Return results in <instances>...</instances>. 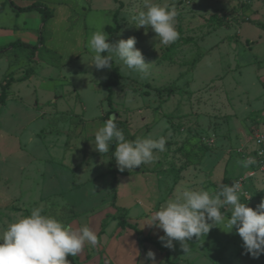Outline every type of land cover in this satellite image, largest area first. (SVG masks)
Returning a JSON list of instances; mask_svg holds the SVG:
<instances>
[{
	"label": "rangeland",
	"instance_id": "374dc122",
	"mask_svg": "<svg viewBox=\"0 0 264 264\" xmlns=\"http://www.w3.org/2000/svg\"><path fill=\"white\" fill-rule=\"evenodd\" d=\"M33 2L52 12L49 42L33 55L15 48L0 56V93L8 79L15 80L0 105V232L42 206V214L73 228L87 224L98 235L105 216L118 207L126 210V222L168 253L170 264H264V255L242 254L241 238L227 227L228 206L221 209L223 222L187 241L188 252L179 242L172 250L162 247V230L153 236L155 228L145 225L178 189L215 193L242 179L248 195L239 194L241 203L255 210L264 200V173L251 140L264 121V0H153L175 5L179 13V39L167 46H156L151 28L145 34L135 27L132 16L143 0ZM29 15L30 27L40 22L38 11ZM106 26L118 29L110 42L135 37L145 62L152 63L142 79L113 59L122 78L110 106L104 84L111 68L91 66L88 47L92 34ZM30 71L29 79L17 81ZM256 104L260 109L251 112ZM110 115L127 140L165 137V151L120 172L115 144L108 153L94 150L95 131ZM249 158L254 162L247 168L238 163ZM127 232L108 219L99 244H86L78 256L67 257L69 264H104L106 257L112 264H140L153 248H134L131 237L122 245ZM156 264H166L165 254Z\"/></svg>",
	"mask_w": 264,
	"mask_h": 264
},
{
	"label": "clouds",
	"instance_id": "9594fccd",
	"mask_svg": "<svg viewBox=\"0 0 264 264\" xmlns=\"http://www.w3.org/2000/svg\"><path fill=\"white\" fill-rule=\"evenodd\" d=\"M178 15L175 5L143 0V9L133 15L132 20L137 29H145V34L151 28L156 34V46H167L179 39L176 29ZM136 44L135 37L113 43L105 32L96 31L88 41V47L94 53L89 63L96 70L109 69L115 58L125 69L139 74L142 79L147 78L152 63L145 62ZM116 121L117 116L110 115L95 131L94 150L100 154L108 153L114 143L113 158L120 172L151 163L157 158L156 152L165 151V137H137L130 141L117 127ZM253 162L251 158L238 161L245 168ZM240 188V184L234 182L232 186H220L215 193L178 189L173 198L152 213L145 225L162 230L163 235L157 234L162 247L172 250L174 242H179L182 249L188 252L187 241L193 237L199 239L223 222L225 217L221 209L228 206L231 215L227 219V227L231 231L235 228L241 238L242 254L258 259L264 255V200L254 210L247 203L240 202ZM42 213V206L33 208L29 215L15 220L0 232V264H69L68 256H78L86 244L93 248L99 244L97 234L87 224L73 228L55 216ZM148 262L156 264L152 250L146 253L140 264ZM104 264H112V259L106 257Z\"/></svg>",
	"mask_w": 264,
	"mask_h": 264
},
{
	"label": "trees",
	"instance_id": "16d2710c",
	"mask_svg": "<svg viewBox=\"0 0 264 264\" xmlns=\"http://www.w3.org/2000/svg\"><path fill=\"white\" fill-rule=\"evenodd\" d=\"M5 3L9 6V8L15 12L16 14H21V13H25V12H29V11H33L36 10L39 12V14L41 15V20H40V27H39V31H38V42L37 45L33 46V47H29L26 46L22 43L16 42L14 44L5 46V47H1L0 48V56L12 52L15 48H23V49H27L30 52V55L35 54V52L37 51L38 48L42 47L45 42H46V37H47V30H46V25L47 22L49 21V19L52 17V12L51 10L42 5V4H32L28 7H24V8H20L17 7L13 1L11 0H5ZM115 21V17L113 18V22ZM107 36L110 38L112 37V35L116 34L118 29L113 28L111 26H106L104 27L103 30ZM106 55V53H105ZM111 73H112V77L104 84L105 88L108 91V95L106 97V100L108 102V106L111 105V97H112V88L119 86L120 84V80H121V75L119 73V69L118 67H115L112 64L111 67ZM32 73L30 71V73H26L24 78H20L17 79L18 82H22L24 80H27L31 77ZM15 80L13 79H8L2 86L1 88V93H0V105H4L5 104V98H6V91L9 89L10 85L14 82ZM145 95H147V93H145ZM114 144V143H113ZM113 145L111 147V150L113 149ZM113 158H110V162H109V166H108V170L109 173L112 175V185L115 184V171L112 169V160ZM112 192L114 193L115 190L112 187ZM114 197V196H113ZM116 210V214L115 215H106L105 218L103 219V221L101 222L100 225V232L98 233V237L100 236V234L102 233V229L104 228V225L106 223V221L108 219H116L117 220V227L120 228L121 230H130L132 231L135 236H136V242H137V246L139 249H142L144 244H150L153 247H155L158 252H160L161 254H165V262L166 264H170L168 261V253H166L163 249H161L158 245L157 242H155L152 238L150 237H143L142 232L137 228L136 225H131L128 222H126V210L122 209V208H118V207H113Z\"/></svg>",
	"mask_w": 264,
	"mask_h": 264
},
{
	"label": "crops",
	"instance_id": "0c3cea01",
	"mask_svg": "<svg viewBox=\"0 0 264 264\" xmlns=\"http://www.w3.org/2000/svg\"><path fill=\"white\" fill-rule=\"evenodd\" d=\"M11 1H13L14 4L20 8L28 7L32 4H34V2H33L34 0L33 1H30V0H11ZM4 5L5 4L0 2V48L14 44L16 42L22 43V44L29 46V47H33V46L37 45L40 22L38 23V20L34 21V19H33L32 21H34L35 23H33V26L30 27L28 25L29 16H30L29 12L30 11L25 12V13H21V14H16L9 7L4 8ZM36 23H38V24L36 25ZM47 42H49V41H47ZM47 42H45L46 45H47ZM42 48L43 47H40L38 49H42ZM82 50H83V48L81 47L80 51L78 50L76 53L75 52L74 53L78 54L79 52H82ZM53 51H56V50L53 48ZM75 54L73 56H75ZM252 104H254V103H252ZM259 109H260V106L256 104L255 108H253V110L252 109H250V110H251V112H253L254 110L258 111ZM261 114H264V109L261 110ZM101 126H102V123H101V125H99V127H101ZM127 231L128 232H127L126 236L124 235L120 239V243L123 245V241L126 238L129 239L131 237L134 239L133 245H134V248H136L137 242H136V238H134L135 234L130 230H127ZM159 232H160L159 229H155V231L151 232V235L155 236ZM148 245H150V244H148ZM150 247L153 248L152 250L155 253V256L157 258L159 256L160 252H158V250L155 247H153L152 245H150Z\"/></svg>",
	"mask_w": 264,
	"mask_h": 264
},
{
	"label": "built area",
	"instance_id": "2783aa9c",
	"mask_svg": "<svg viewBox=\"0 0 264 264\" xmlns=\"http://www.w3.org/2000/svg\"><path fill=\"white\" fill-rule=\"evenodd\" d=\"M251 140L253 141L254 145L255 159L258 161L261 171L264 173V122L262 123V126L259 129L257 128L253 130ZM234 182L239 183L241 186L239 194L247 196L248 193L244 188L243 180L239 179L233 181L230 186H232Z\"/></svg>",
	"mask_w": 264,
	"mask_h": 264
}]
</instances>
